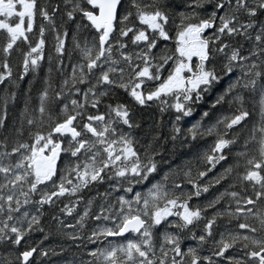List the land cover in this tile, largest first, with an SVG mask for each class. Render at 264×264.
<instances>
[{"label":"snow or ice","instance_id":"obj_1","mask_svg":"<svg viewBox=\"0 0 264 264\" xmlns=\"http://www.w3.org/2000/svg\"><path fill=\"white\" fill-rule=\"evenodd\" d=\"M0 86V264H264V0H0Z\"/></svg>","mask_w":264,"mask_h":264},{"label":"trees","instance_id":"obj_2","mask_svg":"<svg viewBox=\"0 0 264 264\" xmlns=\"http://www.w3.org/2000/svg\"><path fill=\"white\" fill-rule=\"evenodd\" d=\"M174 3L179 4L180 0H174ZM48 40H49V43H51V36L48 37ZM13 63L14 64L19 63V56H17L14 59ZM65 67H66V69L68 67L67 61L65 62ZM46 74H47V68L45 67L42 75H46ZM53 77L56 78L55 71L53 72ZM28 79L29 78L26 77L25 81L21 82V90L22 91L27 88ZM36 86H38V85H36ZM0 88H2V86H0ZM121 98L123 99V97H121ZM211 102H212V98H209L203 106L205 108H207L211 104ZM20 107H22V104H18L15 108L10 109V115L15 116V114L18 112ZM142 115H143V119L145 122L144 123L145 128H147L152 123V119H150V117L155 118L157 121L159 119L158 114L155 113V109L151 110L150 112H145ZM165 121L167 123L166 118H165ZM207 139L210 142L211 138H207ZM201 143H203V141ZM166 155H167V153H166ZM190 158L191 157L189 155V150L187 148H183L179 152H177V154L174 157L169 156L168 160H166L164 162L162 167L164 168V170H167L169 166H171L172 168H177V166H182V165L186 164ZM173 178L175 179V177H173ZM146 186H147V182L145 184V187ZM145 187L137 186L136 190L143 191V190H145ZM223 190H224V186H217L216 188H213L210 190V193L208 194V196L211 197V195L213 193L218 194V191H223ZM204 199H205L204 197H201L202 201ZM65 202H68V201H65ZM60 206L62 207L63 205H60ZM81 207H82V205H81ZM78 211H79V209H78ZM66 220H67V222L75 223L74 217H67ZM93 226H94V223L90 222L89 228H91ZM67 231H72V229H67ZM41 239H43V234L34 233L32 236V241H30V242L39 243V241ZM187 243H191L193 245L195 244V242H193V241H188ZM42 247H44V248H55L57 252H60V255H58V256H51L50 258H44V264H70L71 261L78 260L81 257H83L85 259L88 258L86 255V250L84 248L77 249L75 244L72 241L67 240L64 237V235L61 233H56V232L51 233L49 236V239L44 241V244L42 245ZM94 247H95V245H88L89 249L94 248Z\"/></svg>","mask_w":264,"mask_h":264}]
</instances>
